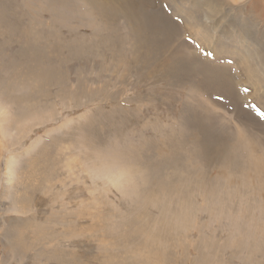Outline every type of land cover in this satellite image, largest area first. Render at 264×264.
Listing matches in <instances>:
<instances>
[{
    "label": "rangeland",
    "instance_id": "374dc122",
    "mask_svg": "<svg viewBox=\"0 0 264 264\" xmlns=\"http://www.w3.org/2000/svg\"><path fill=\"white\" fill-rule=\"evenodd\" d=\"M161 1L0 0V264H264V0Z\"/></svg>",
    "mask_w": 264,
    "mask_h": 264
},
{
    "label": "bare ground",
    "instance_id": "6f19581e",
    "mask_svg": "<svg viewBox=\"0 0 264 264\" xmlns=\"http://www.w3.org/2000/svg\"><path fill=\"white\" fill-rule=\"evenodd\" d=\"M97 3H96V5H99V6H101L102 8H105V7H111V6H119V5H123V6H125L126 8L127 7H130V12L131 11H133L134 9H136V8H140L144 13L143 14H145V13H149V16H148V18L150 19V21L152 22V24L153 25H156V23L158 24V21H160L161 22V20H162V18H161V16H163L162 14V12H160V14H154V13H152V14H150V5L152 6L151 7V10H154V5H156L155 3H156V1H155V3H154V0H95ZM159 1H161V0H158V2ZM162 2V1H161ZM169 2H170V0H169ZM160 3V2H159ZM167 3V2H166ZM171 5V4H170ZM154 7V8H153ZM117 9V8H116ZM118 10H119V13H120V11L121 12H123V10H120L119 8H118ZM112 13V12H111ZM190 13V12H189ZM190 15V14H189ZM188 17V16H187ZM196 20V15L194 14L190 19H189V21L190 22H194ZM169 25V24H168ZM136 26V25H135ZM138 26V25H137ZM171 26V25H170ZM169 26V29H167V31H166V33H167V35H169V36H171V27ZM173 27V26H172ZM151 29H154L153 27L151 28ZM159 29H160V27H159ZM135 30V29H134ZM166 35V36H167ZM148 38V37H147ZM157 45V44H156ZM156 48V47H155ZM154 52V51H153ZM156 52V51H155ZM147 53V52H146ZM149 53V52H148ZM151 55H152V51H151V53H150ZM151 55H149V57L151 56ZM148 57V56H147ZM154 57H156V56H154ZM152 58H153V55H152ZM144 59V58H143ZM142 59V60H143ZM155 59V58H154ZM154 59H152L153 61H154ZM148 61H150V59H148ZM152 61V62H153ZM143 61H141V63H142ZM146 62H147V58H146ZM146 62H145V64H146ZM144 63V62H143ZM149 63V62H148ZM148 65V64H147ZM146 66V65H145ZM150 66V65H149ZM148 66V67H149ZM150 68H152V67H150ZM154 69V68H153ZM152 69V70H153ZM156 70V69H155ZM149 71H151V70H149ZM156 72V71H155ZM155 72H153V73H155ZM152 73V71L150 72V74ZM158 73V72H157ZM153 75V74H152ZM149 77H151L150 75H149ZM153 78V77H152ZM241 96V95H240ZM241 102V101H240ZM235 104V103H234ZM237 106V105H236ZM235 106V107H236ZM223 144V143H222ZM219 154V153H218Z\"/></svg>",
    "mask_w": 264,
    "mask_h": 264
},
{
    "label": "snow or ice",
    "instance_id": "6c2138e0",
    "mask_svg": "<svg viewBox=\"0 0 264 264\" xmlns=\"http://www.w3.org/2000/svg\"><path fill=\"white\" fill-rule=\"evenodd\" d=\"M246 91H248V89H246ZM260 115L264 117V112H261Z\"/></svg>",
    "mask_w": 264,
    "mask_h": 264
}]
</instances>
